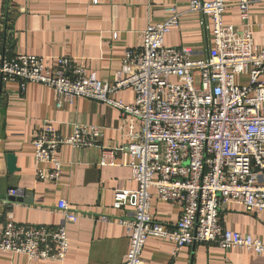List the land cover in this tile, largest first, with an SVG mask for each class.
Listing matches in <instances>:
<instances>
[{"label":"built area","instance_id":"built-area-1","mask_svg":"<svg viewBox=\"0 0 264 264\" xmlns=\"http://www.w3.org/2000/svg\"><path fill=\"white\" fill-rule=\"evenodd\" d=\"M238 7L240 24L230 26L223 19L224 1H191L190 11L212 22L213 51L203 59L191 49L166 45L180 17L175 8L168 9L171 18L146 28L139 45L125 52L122 73L113 84L98 80L69 57L0 53V91L16 83L24 93L28 84H40L53 90L59 109L88 99L118 110L125 144L105 149L101 166H115L121 152L137 183L136 191L114 195L115 210L129 209L120 220L130 240L123 264H147L143 251L150 238L174 243L176 252L212 244L226 252L264 253L259 239L222 224L231 205L248 214L264 212V50L254 44L251 1L241 0ZM242 76H248V86ZM124 90L134 92L132 104L115 99ZM103 137V128L94 125L75 124L63 136L52 123L44 124L33 142L37 180L57 185L63 174L60 148L88 150ZM152 190L159 200L180 208L177 223L154 220ZM22 193L12 190L10 197ZM57 210L63 216L57 229L18 224L7 212L0 251L30 261H65L70 250L67 224L77 222L79 214L65 199Z\"/></svg>","mask_w":264,"mask_h":264},{"label":"crops","instance_id":"crops-1","mask_svg":"<svg viewBox=\"0 0 264 264\" xmlns=\"http://www.w3.org/2000/svg\"><path fill=\"white\" fill-rule=\"evenodd\" d=\"M96 1L0 0V53L8 57H69L98 80L113 84L122 73L125 52L139 45L146 28L170 19V8H175L180 17L179 26L166 37V45L191 49L199 59L213 51L211 19L191 12L192 0ZM222 1L228 4L223 15L225 24L238 26L241 0ZM250 1L254 44L256 49L264 50V0ZM261 80L264 82V74ZM115 99L132 104L134 92L121 91ZM46 123H52L63 136H68L75 124L94 125L104 131L98 147L60 148L63 174L57 185L39 181L35 175L33 142ZM120 129L118 110L107 104L79 99L59 109L53 90L43 85L28 84L24 93L16 83L1 88L0 239L7 212H12L18 224L57 229L63 222L57 205L65 199L79 219L67 224L70 250L65 261H30L23 255L0 251V264H123L130 240L120 220L129 209L115 210L114 195L136 191L137 183L132 180L131 169L123 165L121 152L115 157V166H101L105 149L125 144ZM8 155L17 159L19 171L13 174ZM16 189L23 192V201L9 203L10 191ZM152 196L154 220L177 223L180 208L159 200L155 190ZM222 224L225 229L253 236L264 244V212L248 214L240 206L231 205L222 214ZM143 259L147 264H264V253L226 252L212 244H197L176 252L174 243L150 238Z\"/></svg>","mask_w":264,"mask_h":264},{"label":"water","instance_id":"water-1","mask_svg":"<svg viewBox=\"0 0 264 264\" xmlns=\"http://www.w3.org/2000/svg\"><path fill=\"white\" fill-rule=\"evenodd\" d=\"M7 160H8V166H9V171H10V174H13L17 171H19L17 169V166H16V157L14 155H8L7 156ZM23 201V198L20 197V196H17V197H10L9 198V203H12V202H22Z\"/></svg>","mask_w":264,"mask_h":264},{"label":"rangeland","instance_id":"rangeland-1","mask_svg":"<svg viewBox=\"0 0 264 264\" xmlns=\"http://www.w3.org/2000/svg\"><path fill=\"white\" fill-rule=\"evenodd\" d=\"M246 79H247V77H246V76H242V78H241V81H243V82H242L243 86H248V83H247V82H245V81H246Z\"/></svg>","mask_w":264,"mask_h":264}]
</instances>
